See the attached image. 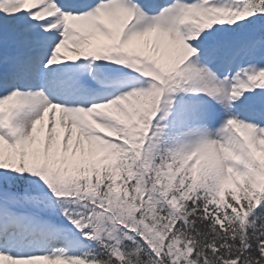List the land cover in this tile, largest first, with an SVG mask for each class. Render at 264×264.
Segmentation results:
<instances>
[{
    "label": "snow or ice",
    "instance_id": "obj_1",
    "mask_svg": "<svg viewBox=\"0 0 264 264\" xmlns=\"http://www.w3.org/2000/svg\"><path fill=\"white\" fill-rule=\"evenodd\" d=\"M0 264H264V0H0Z\"/></svg>",
    "mask_w": 264,
    "mask_h": 264
}]
</instances>
